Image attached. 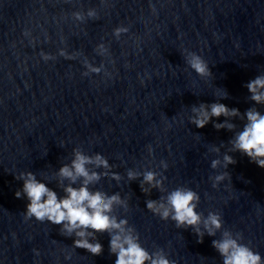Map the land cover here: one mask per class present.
I'll list each match as a JSON object with an SVG mask.
<instances>
[{
  "label": "clouds",
  "instance_id": "obj_1",
  "mask_svg": "<svg viewBox=\"0 0 264 264\" xmlns=\"http://www.w3.org/2000/svg\"><path fill=\"white\" fill-rule=\"evenodd\" d=\"M106 0H101L105 3ZM75 20L84 22L85 18L98 19L95 9H89L86 14L73 12ZM129 31L127 27L118 26L113 30V35L119 39L122 34ZM27 35V33H25ZM97 54L104 56L109 50L103 44L98 45ZM44 61L55 59L54 56L40 53ZM186 64L201 79L207 80L213 73L207 61L196 52L185 50ZM59 56L72 60L75 57L59 50ZM86 69L82 75L100 74L110 75L104 69V65L94 66L89 62L83 65ZM250 93L249 99L255 105L264 106V75H257L244 85ZM228 92L220 98L227 99ZM220 100L211 104L200 103L191 106V115L188 122L196 128H204L213 118L217 120L224 117L222 123L213 122L216 130L226 129L234 132L228 141L231 146L220 157L221 147L211 146L210 152L217 158L211 160V168L228 169L229 165H235L237 161L230 153L239 152L247 156L250 162L264 169V114L255 106L241 113L238 108H229ZM239 118L246 121L242 130L236 131L233 119ZM153 149L148 146V154L151 156ZM74 158L71 164H64L56 173L57 185L64 193L63 196L50 188L48 184L39 180L32 171L19 172L15 179L22 181L21 189L15 192V197L26 198L28 203L24 211V220L35 219L38 222H48L59 226L60 235L73 237L72 247L84 249L92 256H100L103 253V245L98 240V235L107 234L110 237L109 252L116 257L115 264H176L162 248L149 251L140 242L139 233L135 227L129 224L126 218H120L116 214L117 209L129 210L127 198H122L120 193L107 194L102 190H92L102 177H109L119 183L122 179L119 173L111 171L112 165L102 154H85L82 150H73ZM91 166V167H89ZM159 167L167 170L168 163L160 161ZM103 169L104 171H98ZM128 181H139L140 190L146 196H150L153 189L162 195L158 199H147L145 205L148 211L158 216L163 221L171 220L178 229H191L197 237V243H203L204 237H216L212 240V247L222 258V264H264V257L255 251L250 244L244 243L241 232H233L224 228V221L219 211H209L207 216L199 212V194L186 186H178L169 191L164 184L167 179L162 172L155 170L137 171L128 169L126 172ZM212 187L217 188L226 180L231 181V173L219 172L209 177ZM80 181L78 187L77 181ZM64 181H68L64 184ZM39 253L37 252V255ZM66 255L65 259H70Z\"/></svg>",
  "mask_w": 264,
  "mask_h": 264
}]
</instances>
